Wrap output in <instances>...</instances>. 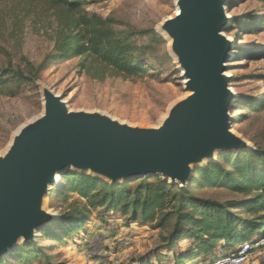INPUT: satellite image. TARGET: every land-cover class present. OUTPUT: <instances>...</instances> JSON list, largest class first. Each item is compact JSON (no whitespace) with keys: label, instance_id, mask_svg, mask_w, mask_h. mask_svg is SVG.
I'll return each instance as SVG.
<instances>
[{"label":"rangeland","instance_id":"374dc122","mask_svg":"<svg viewBox=\"0 0 264 264\" xmlns=\"http://www.w3.org/2000/svg\"><path fill=\"white\" fill-rule=\"evenodd\" d=\"M86 1L90 13L114 19L121 29L133 33L143 49L144 73L133 79L107 76L97 80L87 76L80 67L81 58H75L65 63H50L33 81L29 65L39 66L47 60L54 47L51 35L42 30L38 32L39 28L29 21L24 24L21 35L12 37L10 31H0V75L11 69H21L26 75L25 79L15 80L9 72V84L0 89V157L7 153L25 125L42 116L44 88L61 95L71 112L103 114L138 128H159L173 107L189 95L171 41L160 31L165 21L176 15L177 0ZM227 9L233 20L224 33L234 40V46L232 57L225 63L229 66L226 72L232 77L231 88L239 100L234 110L231 108L232 131L250 144L252 150L245 151H256L264 148V0H230ZM227 154L218 155L210 164L221 161ZM207 165L195 166L190 184L193 177L198 176L196 172ZM65 185L64 181L62 191ZM55 190L59 189L44 198L43 209L54 213L57 219L67 217L86 204L75 193L67 199L59 198ZM194 194L220 203L250 199L224 188L197 187ZM232 211L239 217H248L243 208ZM85 223L82 232L65 242L50 241L43 228L34 242L19 247H42L49 259L42 256L20 263L22 256L16 253L10 260L8 256L2 261L7 260V264H95L101 259L111 264H151V261L152 264H171L172 254L161 247L165 245L162 239L168 237L172 227L159 230L149 224L128 225L122 213H104L103 209L91 211ZM50 231L57 232L58 228ZM259 231L264 233V229ZM259 231L251 238L260 234ZM188 246V242H183L177 249L187 251ZM22 255L25 257L27 253ZM198 260L190 264H206L210 258ZM253 264H264V255Z\"/></svg>","mask_w":264,"mask_h":264},{"label":"water","instance_id":"95a60500","mask_svg":"<svg viewBox=\"0 0 264 264\" xmlns=\"http://www.w3.org/2000/svg\"><path fill=\"white\" fill-rule=\"evenodd\" d=\"M224 3L177 0L179 13L160 29L171 41L189 95L159 128L71 112L62 96L43 89L42 116L25 125L0 157V256L8 255L21 237L25 245L34 242V229L52 220L43 210V198L55 173L66 167L91 170L111 184L162 177L186 189L195 170L191 165L202 168L203 159L210 164L220 154L252 150L230 132L236 99L228 89L231 78L224 75L233 49L222 34L228 28ZM215 150L220 152L213 159Z\"/></svg>","mask_w":264,"mask_h":264},{"label":"trees","instance_id":"16d2710c","mask_svg":"<svg viewBox=\"0 0 264 264\" xmlns=\"http://www.w3.org/2000/svg\"><path fill=\"white\" fill-rule=\"evenodd\" d=\"M88 4L86 0H0V31H10L12 37L21 35L29 21L39 28L38 32L51 35L52 53L42 65L29 63L33 77L30 80L38 79L52 62L65 63L75 58H81L83 72L97 80L107 76L133 79L144 73L143 49L133 33L121 29L114 19L90 13ZM9 72L15 80L26 78L21 69ZM9 72L0 75L1 90L10 82ZM196 173L198 176L185 189L162 178L111 184L69 171L62 176L66 182L64 191L61 188L55 194L67 199L75 193L86 204L67 217L54 220L43 232L52 242H65L82 232L91 211L103 209L104 213H122L128 225L149 224L159 230L172 227L161 247L172 254L171 264H188L203 258L215 261L236 252L256 231L264 229V148L224 155L221 161ZM197 187L224 188L250 199L225 203L202 199L194 194ZM237 208H243L248 217H239L232 211ZM54 227L57 232L50 231ZM183 242L189 243L187 251L177 249ZM23 253L27 255L24 257ZM15 254L22 256L20 263L42 256L50 258L36 245L17 249L8 260ZM100 260L95 264H111ZM0 264H7V260Z\"/></svg>","mask_w":264,"mask_h":264},{"label":"bare ground","instance_id":"6f19581e","mask_svg":"<svg viewBox=\"0 0 264 264\" xmlns=\"http://www.w3.org/2000/svg\"><path fill=\"white\" fill-rule=\"evenodd\" d=\"M229 1H230V0H224L225 3H224V5H223V9H224V12H225V14H226V16H227V20H228V22H227V24L224 26V28L229 27L230 24H231V21L233 20V17L230 16V14H229V12H228V9H227V5H228V2H229ZM177 13H179V9H177L176 15H177ZM222 34L227 38V40L232 44V46H234V40H233L232 38H229L224 32H223ZM232 55H233V53H232V51H231V52L229 53V56L232 57ZM224 75L227 76V77H229V78H232L231 76H229V75L227 74V72H225ZM228 89L233 93V97H234L233 99H237V94H236V93L233 91V89L231 88V84L228 85ZM55 94H56V93H55ZM56 96H57V97H60L61 95L59 96V95L56 94ZM232 103H233V102H232ZM229 105H231V102H230ZM229 116L231 117V112H230ZM231 118H232V117H231ZM112 119H113V118H112ZM113 120H115V119H113ZM230 132H231L232 134L235 135V133L232 131V129L230 130ZM246 147H250V144H249L248 142L246 143ZM242 149H243V148H240V150H242ZM219 152H220V150H215V152H214V156H213V159L218 155ZM209 161H211V160L208 159V158L203 159L202 162H201V165L205 166ZM190 167H191V170H192V173H193L194 165H191ZM65 171H71V172H76V173H80V174H83V175H88V176H91V177H93V178L101 179V180H103V181H106V182H108V183H111V180H109V178H107V177H105V176H103V175L95 174V173H93L91 170L83 171V170L76 169V168L73 167V166H70V167H66L63 171H58V172L55 173L54 181L48 185V192H47L48 194H50L54 189H61V188H62V186H63V178H62V175H63V173H64ZM156 175H160V176H161V174H156ZM192 176H193V174L190 175V179L192 178ZM129 178H132V177H129ZM129 178H128V179H129ZM119 181L122 182L123 179H121V180H119ZM180 186H181V185H180ZM44 198H45V197H44ZM44 198H43V200H44ZM43 210H44V209H43ZM44 211H45V210H44ZM46 212L51 216L52 220L46 222L45 224H43V225H42L43 228L47 227V226H48L49 224H51L54 220L57 219V217H56V215H55L54 213H52V212H48V211H46ZM39 227H41V226H39ZM39 227H36V228L34 229V232H35L36 237L38 236V233H39V231H40V229H41V228H39ZM25 243H26V241L24 240L23 237L19 238V239L17 240V242H16L13 246H10V247L8 248V250H7V252H8L7 254H8V255H4V256H0V257H8L13 251L17 250L20 246L25 245Z\"/></svg>","mask_w":264,"mask_h":264},{"label":"built area","instance_id":"2783aa9c","mask_svg":"<svg viewBox=\"0 0 264 264\" xmlns=\"http://www.w3.org/2000/svg\"><path fill=\"white\" fill-rule=\"evenodd\" d=\"M261 255H264V233L245 241L236 252L206 264H253Z\"/></svg>","mask_w":264,"mask_h":264},{"label":"crops","instance_id":"0c3cea01","mask_svg":"<svg viewBox=\"0 0 264 264\" xmlns=\"http://www.w3.org/2000/svg\"><path fill=\"white\" fill-rule=\"evenodd\" d=\"M200 261L202 262V259L198 260V262H200ZM196 262H197V261H195V263H196ZM189 264H190V263H189Z\"/></svg>","mask_w":264,"mask_h":264}]
</instances>
